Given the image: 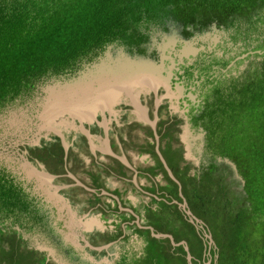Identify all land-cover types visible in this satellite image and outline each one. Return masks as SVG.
Returning a JSON list of instances; mask_svg holds the SVG:
<instances>
[{
	"label": "flooded vegetation",
	"instance_id": "flooded-vegetation-1",
	"mask_svg": "<svg viewBox=\"0 0 264 264\" xmlns=\"http://www.w3.org/2000/svg\"><path fill=\"white\" fill-rule=\"evenodd\" d=\"M174 11L44 71L10 56L0 16V236L13 247L0 264H172L200 246L194 260L211 264L200 187L212 186V161L231 168L212 154L216 111L264 65V14ZM108 46L114 58L161 60V81L128 79L112 85L115 97L96 96L93 113L83 103L42 119L48 88L88 80Z\"/></svg>",
	"mask_w": 264,
	"mask_h": 264
},
{
	"label": "trees",
	"instance_id": "trees-1",
	"mask_svg": "<svg viewBox=\"0 0 264 264\" xmlns=\"http://www.w3.org/2000/svg\"><path fill=\"white\" fill-rule=\"evenodd\" d=\"M2 1L8 14L0 16L10 26L2 39L10 56L42 71L63 66L76 54L117 36L137 32L141 20L164 10L175 9L174 15L186 18L208 11L213 17L227 15L249 22L252 16L264 14V0ZM216 112L219 132L212 154L232 162L240 179L223 161L219 166L212 161L206 170L212 186L204 182L200 187L209 194L208 204L197 210L215 242L211 264H264V65ZM178 251L183 253L181 248ZM204 251L201 246L190 249L192 264H199L194 258L200 259ZM172 264L187 262L173 256Z\"/></svg>",
	"mask_w": 264,
	"mask_h": 264
},
{
	"label": "water",
	"instance_id": "water-1",
	"mask_svg": "<svg viewBox=\"0 0 264 264\" xmlns=\"http://www.w3.org/2000/svg\"><path fill=\"white\" fill-rule=\"evenodd\" d=\"M111 48L112 46H108L104 56L99 58L97 62L92 63L91 69H88V80L86 75H82L77 79L56 81L54 82L55 85L53 87L48 88L47 96L44 98V102L42 104V111L40 115L42 119L54 121L58 117L55 114L50 116L54 109H57V111L62 115L65 108H56L55 104L57 100H60L68 108L66 109L69 110L67 101H73L77 97L85 95L86 106L81 111L93 113L97 110L99 105L96 102V96H102L100 91L107 89L111 90V87L114 84L124 83L130 79L134 80L136 85H138L140 80H144L147 77L152 79L154 82L161 81L160 78L156 79L154 77V75L161 71V60L159 63H156L146 58L134 57V59H131L126 54L122 57L121 54H119L118 57L114 58ZM82 91H84L85 94L82 93ZM115 96L116 94L114 92V95L111 97ZM102 97L111 98L105 96ZM225 162L230 165L235 177L240 179L237 174L236 166L228 160H225ZM184 249L186 252L187 264H192V256L190 255L187 247ZM205 264H209V262Z\"/></svg>",
	"mask_w": 264,
	"mask_h": 264
},
{
	"label": "bare ground",
	"instance_id": "bare-ground-1",
	"mask_svg": "<svg viewBox=\"0 0 264 264\" xmlns=\"http://www.w3.org/2000/svg\"><path fill=\"white\" fill-rule=\"evenodd\" d=\"M82 93L85 94L84 91H82ZM100 93L102 94V96H105V97H111V96L114 95V93L110 89H107V90H104V91H100ZM85 97H86L85 95H82L80 97H77L73 101L72 100L71 101H67L68 102L67 103V106L69 107V110H72V111L81 110V105L83 103H86ZM55 107L56 108H62V107L67 108L60 100H57L56 101Z\"/></svg>",
	"mask_w": 264,
	"mask_h": 264
},
{
	"label": "rangeland",
	"instance_id": "rangeland-1",
	"mask_svg": "<svg viewBox=\"0 0 264 264\" xmlns=\"http://www.w3.org/2000/svg\"><path fill=\"white\" fill-rule=\"evenodd\" d=\"M217 119H219V116L217 117ZM204 177H205V174H204ZM203 192V189L201 190V193ZM3 236H0V259H9L13 260V255H12V245H8V244H5L3 242ZM10 247H11V250H10Z\"/></svg>",
	"mask_w": 264,
	"mask_h": 264
},
{
	"label": "clouds",
	"instance_id": "clouds-1",
	"mask_svg": "<svg viewBox=\"0 0 264 264\" xmlns=\"http://www.w3.org/2000/svg\"><path fill=\"white\" fill-rule=\"evenodd\" d=\"M192 258H193V256H192ZM192 262V261H191ZM210 264V263H209Z\"/></svg>",
	"mask_w": 264,
	"mask_h": 264
}]
</instances>
